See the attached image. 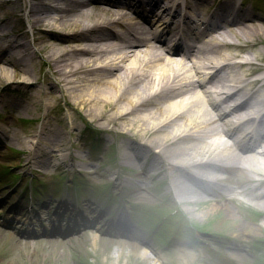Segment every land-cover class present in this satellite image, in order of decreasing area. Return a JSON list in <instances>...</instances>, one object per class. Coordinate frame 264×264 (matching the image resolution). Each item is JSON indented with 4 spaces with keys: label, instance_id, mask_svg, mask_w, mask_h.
<instances>
[{
    "label": "bare ground",
    "instance_id": "obj_1",
    "mask_svg": "<svg viewBox=\"0 0 264 264\" xmlns=\"http://www.w3.org/2000/svg\"><path fill=\"white\" fill-rule=\"evenodd\" d=\"M151 1L136 6L134 0H0V107L37 113L45 99L57 102L58 93L68 109L91 127L123 140L122 165L137 168L140 183L150 176H167L182 205L208 202L212 196H218L219 204L225 192L256 199L255 205L264 211V136L251 142L243 132L237 136L234 128L235 122L243 127L247 112L256 116L264 108L258 90L252 89L264 87V68L251 81L247 68L253 65L248 58L233 64L230 55L221 53L237 49L234 37L243 39L246 47L255 46L264 39V24L256 23L245 7L236 8L234 1L177 0L173 13L169 0L153 5ZM170 26L174 38L176 31L183 34L185 46L165 40L163 30ZM35 59L48 66L54 78L44 75V89L40 71L32 74ZM218 62H223L220 68ZM60 121L67 126L65 117ZM8 124L1 121V136L22 144V136L10 138L4 130ZM66 131L45 118L42 128L29 135L42 139L50 154H59ZM151 151L152 160L144 162V153ZM41 154L37 149L33 160L46 167H61L72 157L67 147L61 162L54 157L39 161ZM232 175L238 176V183L250 185L221 189L220 183H232ZM141 187L136 184L134 189ZM62 205L57 209L67 208ZM98 210L91 211L96 224L103 222ZM105 225L113 237L120 236V228L115 227L119 224ZM124 232L132 241L109 242L117 246L116 261L128 249L144 264H161L151 263L141 249L147 248L141 238L130 230ZM88 234L92 249L108 244ZM49 242L54 246L43 247L47 255L62 244L57 239Z\"/></svg>",
    "mask_w": 264,
    "mask_h": 264
},
{
    "label": "rangeland",
    "instance_id": "obj_2",
    "mask_svg": "<svg viewBox=\"0 0 264 264\" xmlns=\"http://www.w3.org/2000/svg\"><path fill=\"white\" fill-rule=\"evenodd\" d=\"M209 1L212 2V0ZM218 1L216 2L218 3ZM234 1L236 4L241 2V0ZM242 2L245 8L250 10L252 19L258 24H264V0H244ZM21 23L24 30L28 31L26 21L23 19ZM232 41L237 45V49L234 52L221 50V53L230 56L238 55L239 57L243 54L244 58H248L252 62L253 67L247 68L250 73L264 68V39H260L253 47H246L241 38L234 37ZM32 70V74L34 72L37 74L40 71L37 75H39L38 79L43 89L45 88L43 86L44 75L54 81V78L49 74V67L40 66L38 59L33 61ZM252 87L264 94L263 87L258 85ZM56 96H58L57 102H47L45 99V105L37 113L28 111L25 114L23 110L20 112L14 106L0 109V124L2 120L9 123L4 125V130L9 133L10 138L12 134H15L19 137L22 136L21 140L23 141L21 144L14 139L6 140L5 136L0 135V264H45V262L48 264H74L76 261L79 264H144L135 253L129 254L128 249H124L123 257L116 261L113 256L117 246L109 244L110 241H113L110 239L132 240L124 232L120 237L109 236L105 233L108 231L105 225L106 220H116V213L122 212L126 206L128 211L132 210V221L130 225H122V227L135 233L145 242L141 245L147 248L141 249L147 251L148 257L152 259L151 263L156 261L161 264H225L219 256L208 249L198 252L193 250V245L190 244L192 236L196 235L193 230L189 232L188 238L186 234L181 233L182 229L179 228V245L170 250H164L163 247L166 246L163 241L164 238L169 236L177 223L182 224L178 218L165 225L155 238H151L150 232L154 224L160 221L161 217L170 213L175 206L177 207V202L174 200L177 197H171L169 192L170 180L166 181V176L162 181L158 178L154 180L150 176L140 183L138 181L139 170L135 167L122 165L119 145L123 140L113 134L99 130L98 126L91 127L86 120L79 118L76 112L68 109L65 100L58 93ZM14 97V99H19L17 95ZM63 117L67 120V126L60 121ZM45 118L50 124L57 123L67 128L65 140H60V144H64L62 153L50 154L42 139L31 138L29 135L30 132L39 131L42 128ZM74 127L79 129L78 133H75ZM65 144L69 152L72 153L71 159L65 160V165H63L64 162H62L61 167H46L35 164L33 157L37 149L43 153L38 155L37 160L42 161L48 158L52 161V157H54L60 161L63 159L66 150ZM146 155L145 152V160L149 158ZM29 159L33 161V164ZM150 160L152 157L148 159V161ZM32 173L38 179V181H34V186L43 189V193L39 197L40 201L54 202L53 207H55L61 197V195H57L58 189L66 186L69 189L71 201L77 198L83 207L85 203L89 205L90 202H94L96 207L103 209L105 212L103 219L106 220L103 221L102 219L103 222L96 227L86 224L87 226L82 230L74 231L70 235L58 233L57 238H54L53 235L48 236L52 227L47 216H43L45 227L41 226L40 221L34 219V230L30 229L29 233H24L26 226L20 223H16V228L14 225L5 224L3 219L5 217L10 218L12 215L10 209L12 208L13 197H17L20 193L13 195L9 200H2L4 194H7L9 188L19 184L22 185V189L28 190L31 186L30 177ZM75 174L78 175L79 186L73 184ZM225 176L227 175L222 174V178ZM115 177L122 180V187L115 186ZM237 177V175H232V183L224 181L218 186L223 190L228 187L237 190ZM136 184H140L142 187L136 190L134 189ZM140 194L146 198L139 200L138 195ZM222 194L223 197L219 200V204L216 203L218 196H212L209 197L211 200L208 202L181 205L183 228L187 230L186 225L193 224L198 229L205 230L206 234L207 232L210 233V235L208 234L209 237L206 238L209 240H214L210 236H223V240H226L229 245L231 242L233 248L239 249L236 256L230 254L231 259L238 264H246L249 260L245 255V251L249 249L246 248V242L248 240H264V211L255 205V199L248 200L245 196L235 193L225 194L222 192ZM56 198L59 199L56 201ZM23 204L25 205L26 202ZM85 207L83 212L85 221L91 224L95 218L91 212L93 209L90 206ZM113 209H115L114 213ZM46 210L49 211V209ZM253 213L256 215L258 213V218ZM247 215L253 220H249ZM62 226L65 227V223ZM245 227L253 230L252 235H243ZM8 232L10 236L2 235ZM87 233H89L88 235H98L108 244L101 243L96 250L92 249ZM54 239L61 240L62 244L54 247V252L47 255L48 252H45L43 247L54 246L53 242H49ZM32 244L35 246L34 249ZM255 251L254 254L263 255L264 247L257 248ZM248 252L253 253L250 249Z\"/></svg>",
    "mask_w": 264,
    "mask_h": 264
}]
</instances>
